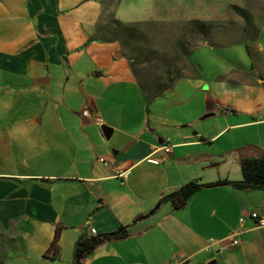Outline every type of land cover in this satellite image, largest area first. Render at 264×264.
<instances>
[{"label":"crops","instance_id":"1","mask_svg":"<svg viewBox=\"0 0 264 264\" xmlns=\"http://www.w3.org/2000/svg\"><path fill=\"white\" fill-rule=\"evenodd\" d=\"M187 4L191 15L176 13ZM104 6L0 0V261L76 264L83 232L127 225L128 235L100 243L81 264H264V228L249 217L264 210V188L206 185L180 208L158 205L193 179H242L241 158L264 155V0H120L124 21L212 23L184 75L153 99L164 108L147 115L120 44L97 39ZM86 58L92 67H76ZM86 106L111 128L108 139ZM167 140L170 151L158 150ZM124 169L121 184L115 171ZM234 232L238 245L220 251Z\"/></svg>","mask_w":264,"mask_h":264},{"label":"trees","instance_id":"2","mask_svg":"<svg viewBox=\"0 0 264 264\" xmlns=\"http://www.w3.org/2000/svg\"><path fill=\"white\" fill-rule=\"evenodd\" d=\"M119 1L116 0V4L113 6L109 5L108 0H104L103 14L97 27V39L101 41H117L120 44V49L129 60L130 68L140 85L146 102H150L171 89L183 76V70L178 69L173 75H171L170 70H165L163 71L165 76H163L161 73L160 75H154L155 73L146 72L142 67H139L141 52L146 50V48L138 44L140 40L144 39L142 23L138 21H124L117 18L115 8ZM235 8L241 11V13H245L240 8ZM211 27V22L200 19L191 20V28L200 35L201 40L205 39ZM183 55L187 58L189 52H184ZM240 171L242 179L239 180L224 178L207 184L201 183L197 179L190 180L178 189L162 195L158 201V205L169 201L174 208H180L186 204L196 191L206 185H230L237 190L264 188V155L241 158ZM59 231L60 227L56 229L54 239L50 244V249L52 248V250H56L58 247ZM126 235H128L127 225H122L117 230L107 233L92 234L83 232L75 242L74 261L76 264H81L82 259L91 253L100 243L122 238Z\"/></svg>","mask_w":264,"mask_h":264},{"label":"rangeland","instance_id":"3","mask_svg":"<svg viewBox=\"0 0 264 264\" xmlns=\"http://www.w3.org/2000/svg\"><path fill=\"white\" fill-rule=\"evenodd\" d=\"M108 1L109 5L115 6L116 0ZM193 11L194 8L187 4L184 9L180 7L177 8L176 13L181 12L184 15H191ZM193 19L196 18H187L177 15L171 19L150 18L144 21H138L142 23V29L144 31V39L140 40L138 44L146 48L145 51L141 52V57L139 58L141 63L139 67H142L146 72L155 73L154 75H160L161 73L163 76H165L163 72L165 70H170L171 75H173L176 70L181 69L184 75L188 60V57L186 58L183 55L184 52L190 53V51L201 42L200 35L191 28V20ZM122 54H124L123 51ZM87 64L92 67L89 58L80 60L78 64H76V67H87ZM123 91L126 92V90ZM129 93L133 94L131 90ZM179 99L180 98L172 101L173 105L180 104ZM134 100L135 97L133 99V95H130L128 103H131L132 107H129L128 113L136 118L138 115L140 116V111L135 109L139 103ZM169 101H171V98ZM169 104H167V106ZM155 106L160 107V109L164 108V105L154 104L153 100L146 102L144 115L152 113ZM207 120H209V118L202 119L200 122L203 124L206 123ZM227 166L228 165H225V168H227Z\"/></svg>","mask_w":264,"mask_h":264},{"label":"built area","instance_id":"4","mask_svg":"<svg viewBox=\"0 0 264 264\" xmlns=\"http://www.w3.org/2000/svg\"><path fill=\"white\" fill-rule=\"evenodd\" d=\"M82 114L84 116H88L91 117L95 120L96 125L99 128H102V126L104 125L102 119L99 117V115L93 113L90 109L89 106H86L83 111ZM164 149L166 152H169L171 149V144L169 143V140H167L166 142L164 141L162 146L160 148H158V150ZM100 162H102L103 164H107V160L100 156L97 158ZM149 161L154 162V163H158L160 161L159 158H155V157H150L148 158ZM127 174L128 171L126 169L124 170H117L115 171V176L118 177L120 179V183L124 184L125 179L127 178ZM249 217L252 219L253 224L255 225V227L257 228H264V210H254L251 211L249 213ZM244 220L243 217L240 218V222H242ZM92 234L95 232L94 229H91ZM239 232H234L232 234H230L228 240H220V247L219 250L223 251L228 249L229 247H233L238 245L239 243V238H238ZM176 264H191L189 259H182L181 261H178Z\"/></svg>","mask_w":264,"mask_h":264},{"label":"water","instance_id":"5","mask_svg":"<svg viewBox=\"0 0 264 264\" xmlns=\"http://www.w3.org/2000/svg\"><path fill=\"white\" fill-rule=\"evenodd\" d=\"M96 75L98 76L99 73H96ZM213 113H207L203 116L204 117H207V116H210L212 115ZM102 130H103V133H104V136L108 139L112 133V130L110 127H108L107 125H103L102 126ZM0 264H3L1 261H0ZM207 264H216V261L215 260H211L209 261Z\"/></svg>","mask_w":264,"mask_h":264},{"label":"clouds","instance_id":"6","mask_svg":"<svg viewBox=\"0 0 264 264\" xmlns=\"http://www.w3.org/2000/svg\"><path fill=\"white\" fill-rule=\"evenodd\" d=\"M7 106H8V105L5 103V104H4V107H7Z\"/></svg>","mask_w":264,"mask_h":264}]
</instances>
